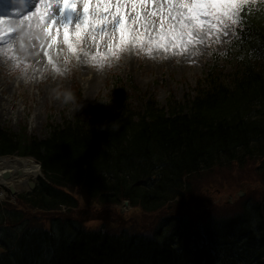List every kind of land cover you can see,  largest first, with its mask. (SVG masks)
<instances>
[{"label": "trees", "instance_id": "1", "mask_svg": "<svg viewBox=\"0 0 264 264\" xmlns=\"http://www.w3.org/2000/svg\"><path fill=\"white\" fill-rule=\"evenodd\" d=\"M244 15L249 24L234 41L227 81L214 59L193 96L170 97L163 106L148 98L134 107L122 93L107 110L94 107L88 118L75 114L48 125L43 138L0 128V155L40 162L36 189L20 198L23 207L49 217L47 229L25 219L24 211L4 208L0 264H206L202 254L191 252L198 249L187 242L186 219L172 211H184L182 204L196 195L193 182L230 165L259 161L264 182V16ZM177 198L188 199L181 204ZM124 201L138 215L160 220L154 234L88 232L73 217L115 211ZM61 205L67 214L58 212ZM255 217L256 231L249 215L229 224L227 218L211 220V249L222 250L213 261L239 248L244 258L236 255L231 264H264L263 215ZM166 223L172 228L162 233Z\"/></svg>", "mask_w": 264, "mask_h": 264}, {"label": "rangeland", "instance_id": "2", "mask_svg": "<svg viewBox=\"0 0 264 264\" xmlns=\"http://www.w3.org/2000/svg\"><path fill=\"white\" fill-rule=\"evenodd\" d=\"M82 7V5L77 6L80 11ZM73 18H75L74 14ZM26 22L28 23V21ZM53 34L55 35L56 32L53 31ZM221 39H225V42L220 43L215 35L211 36L207 45L201 46L202 54L192 57L181 54L173 55L171 51L153 53L155 58H150L146 53L139 51L125 52L122 53V59L117 64L114 63L112 67L99 70L102 72V78L97 79H89L93 74H90L88 78L87 76H81L84 69L87 75L91 69L93 71L98 70L97 67L92 65L81 64L73 67L69 73L64 74L56 73L51 67L44 73L41 80L39 75L33 74V78L25 82L19 78L18 70L11 69L7 72L4 65L0 64V128L14 133L23 129L24 134L27 136L43 138L46 132V124L60 123L63 119L61 115L72 117V114L76 111L74 105L64 104L52 99V88L63 85L73 91L79 89L83 104L80 110L88 114L95 102H99V105L103 108L109 101L114 100V90L111 89L110 79L106 80V78L116 72L123 78L125 72L128 73L127 77L130 78V84L134 89L133 91L129 90L127 94L134 107L140 106L141 97L143 96H146V99L154 98L160 106H163L169 97L181 100L184 95L193 96L195 83L206 72L207 66L205 67V65L208 63L211 53L219 55V52L226 50L230 37ZM62 40L63 34L57 37L58 51L61 48L66 49V46L61 43ZM95 50L94 48L93 51L95 52ZM100 50L106 51L104 43H101ZM144 58L146 59L144 60ZM126 59L128 62L125 61ZM1 61L3 62V60ZM43 62L42 65L48 66L45 63L47 60ZM26 63L33 64L32 62ZM7 67L9 66L7 65ZM119 68H122V70L117 71ZM233 69V63L220 62L219 74L224 81H227V78L234 71ZM112 77L115 79V76ZM36 80L38 81L36 82ZM111 105L112 103L109 106ZM85 117L88 118L89 116L86 115ZM33 180L29 178L27 182H33ZM247 183L249 184L246 185ZM257 183L262 184L261 179L258 180L256 177L252 164L243 168L230 165L215 170L214 173L208 172L203 176V180L198 183L193 182V191L198 197L202 196L205 200V195L209 197L206 202H210L212 214L215 218H229L240 211V206L244 202L254 201V197L264 198V189L261 190L254 185ZM3 186V184H0V190L4 192L1 201L14 207L12 200L17 194L11 196L10 192H7V189L5 190ZM240 189L245 192L242 198H238L236 195ZM229 196L231 197V203L227 202ZM14 203H17L16 199ZM131 210L123 209L119 220H109L107 222L108 229L146 232L152 229L158 221L152 216L138 215L137 211ZM85 220H95V217L89 215L85 217ZM98 225V222H93L86 226L95 229ZM170 227L171 224L165 225V228Z\"/></svg>", "mask_w": 264, "mask_h": 264}, {"label": "snow or ice", "instance_id": "3", "mask_svg": "<svg viewBox=\"0 0 264 264\" xmlns=\"http://www.w3.org/2000/svg\"><path fill=\"white\" fill-rule=\"evenodd\" d=\"M14 2L19 7L26 4V0ZM251 2L254 0H36L33 12L15 18L20 21L15 27L6 30L0 27V59L6 64L11 61L13 70L26 68L28 64L18 51L19 43L24 30L37 27L49 39V48L57 42L62 30L63 44L73 55L78 54L79 47L88 39L96 49L91 56L94 67L103 68L104 61L110 57L119 61L122 53L130 51L146 53L150 58L161 51L197 56L202 54L201 46H206L211 36L224 43L225 39L221 38L239 32L245 5ZM77 3L82 4V11ZM5 19L0 16V25ZM24 21H28L26 26ZM101 43L106 51L100 50ZM227 54V50L219 53ZM45 55L52 69L62 74L53 57L48 52Z\"/></svg>", "mask_w": 264, "mask_h": 264}, {"label": "clouds", "instance_id": "4", "mask_svg": "<svg viewBox=\"0 0 264 264\" xmlns=\"http://www.w3.org/2000/svg\"><path fill=\"white\" fill-rule=\"evenodd\" d=\"M35 36H39L41 43L43 42L44 32L42 28L37 27L36 29H27L22 32V42L19 43L18 47L22 59L25 57H31L39 62V52L37 51L36 46L32 43L33 37ZM61 43L63 44V41H61ZM93 49V44L88 39H85L84 46L79 47L77 55L69 53L67 48H61L60 51H54L50 55L60 66L62 74H64L69 73L73 67L81 64H91V56L94 53ZM96 59L100 60L99 57ZM115 62L116 60L110 57L108 61H104L103 68L112 67ZM35 68V64H28L26 68H21L19 70V78L25 82L30 81L33 78ZM103 68L97 66L98 70H102ZM44 70H46V68H42L41 72ZM51 96L52 99L60 101L61 103L74 105L76 111L83 107L82 102L77 101L75 92L71 88L64 87L63 85H58L57 87L52 88Z\"/></svg>", "mask_w": 264, "mask_h": 264}, {"label": "bare ground", "instance_id": "5", "mask_svg": "<svg viewBox=\"0 0 264 264\" xmlns=\"http://www.w3.org/2000/svg\"><path fill=\"white\" fill-rule=\"evenodd\" d=\"M78 4L80 6L82 5L81 3H77V5ZM17 23H20V21L15 19L14 17V18H10L9 20H5L3 22V25H0V27H3L6 30L9 27H15ZM46 39H47V36L44 34L42 43H41L40 37L39 39L32 40V43L36 46V49L39 52V62H37L35 59L31 57L23 58L25 63L32 62L33 64L36 65L35 72L33 74L39 75L40 80L42 79L44 73L47 72L51 67L46 62L45 63L48 66L42 65L44 63L43 61H46V58L48 59V56L45 55V52H48L49 54H51L52 52H54V49H56L55 52H58V49H57L58 46L55 45L53 48L52 47L49 48L48 46L49 40L47 39V41L44 42ZM145 59L146 58H144V60ZM125 61H127V59ZM133 63H134V58H133ZM89 65H92V64H89ZM42 68H46V70L41 72ZM95 73L101 74V72L93 71V69H91V71L87 75L84 69L83 72H81V76H87L88 78L90 74H93L91 78L97 79L98 76ZM38 80H36V82ZM39 174H40V169H39L38 163L30 158H19L16 156L0 158V184L4 185L3 187L5 188V190L7 188L16 189L18 185L23 187L25 185V182L29 178H36ZM19 180L21 182H18ZM3 193H4L3 190H0V196H3Z\"/></svg>", "mask_w": 264, "mask_h": 264}]
</instances>
